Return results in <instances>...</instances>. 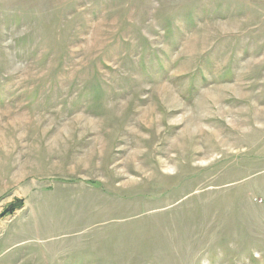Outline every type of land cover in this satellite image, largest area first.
Segmentation results:
<instances>
[{
	"label": "rangeland",
	"instance_id": "rangeland-1",
	"mask_svg": "<svg viewBox=\"0 0 264 264\" xmlns=\"http://www.w3.org/2000/svg\"><path fill=\"white\" fill-rule=\"evenodd\" d=\"M0 264H264V0H0Z\"/></svg>",
	"mask_w": 264,
	"mask_h": 264
},
{
	"label": "water",
	"instance_id": "water-1",
	"mask_svg": "<svg viewBox=\"0 0 264 264\" xmlns=\"http://www.w3.org/2000/svg\"><path fill=\"white\" fill-rule=\"evenodd\" d=\"M23 206V201L19 200L17 202H14L12 204H10L3 212L2 214H0V217L4 216L5 214L9 213V212H13L17 209H20Z\"/></svg>",
	"mask_w": 264,
	"mask_h": 264
}]
</instances>
